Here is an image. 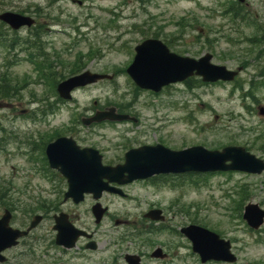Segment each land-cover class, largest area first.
I'll return each instance as SVG.
<instances>
[{
	"label": "rangeland",
	"instance_id": "rangeland-1",
	"mask_svg": "<svg viewBox=\"0 0 264 264\" xmlns=\"http://www.w3.org/2000/svg\"><path fill=\"white\" fill-rule=\"evenodd\" d=\"M230 1L147 0L144 2L149 4L143 9L136 0H125L126 5L120 0H0V13L28 15L40 27L41 49L48 54L45 59L58 62L52 68L56 75L67 77L75 70L114 75L111 82L76 90L71 102L45 119L41 110L54 99L49 97L54 96L53 85L26 60L28 51L0 47V72H5L19 91L16 98L0 103V186L6 194V199L0 200L11 203L14 226L27 225L29 215L42 214L45 218L33 237L43 236L45 243L48 233L49 238L53 235L51 204L59 200L65 186L49 187L42 159L29 157L37 149L33 144L42 146L57 134L71 135L78 144L98 149L111 163L119 161L128 148L157 142L171 149L200 145L220 150L246 141L252 147L250 153L264 160V138H259L264 137V117L257 115V106H264V90H258L257 103L242 98L240 92L248 89V79H254L257 69L264 66L260 64L264 55L259 60L254 46L244 42L250 27H239L228 20V14L223 15ZM246 3L255 24L264 29V0ZM149 34L157 35L182 56L198 58L208 52L212 63L228 69L241 66V62L247 64L237 77L245 82L242 90L220 83L191 89L176 84L155 96L136 89L123 71L132 60L134 45ZM16 36L26 38L29 31L21 29ZM125 108L134 122L82 124L97 111ZM176 182L182 186L154 188L147 182H136L122 187L125 198L103 195L100 203L108 212L99 225L91 219L89 198L80 206L62 208L70 212L76 227L96 233L99 247L90 252L78 246L58 260L49 251L53 264H125L123 254L136 248L143 251L142 264H159L148 258L157 246L174 259L171 264H199L187 241L176 234L177 229L193 223L228 239L237 258L235 264H264V225L259 232L249 233L240 218L247 203L264 209V172L258 176L216 174L206 179L185 176ZM150 209L163 211V225H152L142 218ZM115 221L126 223L115 225ZM142 225L154 232L144 235L149 239L141 243L127 240L126 236L135 237Z\"/></svg>",
	"mask_w": 264,
	"mask_h": 264
},
{
	"label": "water",
	"instance_id": "water-1",
	"mask_svg": "<svg viewBox=\"0 0 264 264\" xmlns=\"http://www.w3.org/2000/svg\"><path fill=\"white\" fill-rule=\"evenodd\" d=\"M0 21L14 30L22 26L28 27L33 23L29 17L10 12L2 13ZM134 50L135 56L126 73L141 89L158 92L163 86L181 82L193 74L200 76L203 82L230 81L235 76L234 72L227 71L222 66L211 65L210 55H205L197 61L178 57L169 53L157 40H145ZM109 78L106 75L84 72L60 82L56 86V92L60 98L68 100L73 89ZM259 114H263L262 109H259ZM126 119L127 116L115 114L111 109L108 112L96 113L84 124ZM45 153L49 166L57 169L66 179L68 190L64 194L65 199L71 198L74 203L80 202L84 194H91L94 200L98 199L103 191L120 194L119 190L110 187L109 184L123 185L153 175L224 171L260 174L264 171V162L240 147L208 151L197 146L177 152L159 145L141 147L127 152L125 163L116 167L102 166L101 157L96 150L81 149L71 138L66 137H59L49 143ZM103 213L104 209H101L99 204L92 207L96 223L100 221ZM159 214V211H151L146 217L158 220L161 219ZM242 218L251 229H257L263 222L264 211L255 204H248L244 207ZM39 220L40 217H34L28 231L35 227ZM8 221L9 215L6 212L0 219V251L14 245L15 239L27 233L8 228ZM54 221L53 229L57 231L55 243L65 248L73 247L76 238L83 233L73 228L64 214L54 216ZM180 232L191 242L192 251L198 254L202 263L209 260L221 262L235 260L230 253L229 242L220 240L214 233L195 225L182 228ZM91 247L93 246L90 245L89 248ZM152 256L161 257L160 250H155ZM125 258L128 264H138L136 256L127 255ZM3 260L0 257V262Z\"/></svg>",
	"mask_w": 264,
	"mask_h": 264
},
{
	"label": "trees",
	"instance_id": "trees-1",
	"mask_svg": "<svg viewBox=\"0 0 264 264\" xmlns=\"http://www.w3.org/2000/svg\"><path fill=\"white\" fill-rule=\"evenodd\" d=\"M0 28L2 31H0V47L5 48L6 50L10 49H18L20 53L25 51L27 52V57L26 60L30 62V64L34 65L37 72L40 73V76H46L47 80L49 81H56L57 79H61L62 76L60 77L59 75H56L54 73L55 71H52V68L54 69V66L58 64V62L46 60L45 56H48V54L45 52V50L41 49L43 46V42L41 39V29L40 27H32L29 30V36L26 38H21L19 36H16V33L13 31L9 32V29L1 24ZM11 34V37H10ZM256 40V41H255ZM259 44L261 40L257 39H251L249 40V43H254ZM262 43V42H261ZM16 45V47H14ZM37 51L36 55H32V52ZM44 71L46 73H44ZM78 71H72L70 74L77 73ZM4 73L0 72V103H5L8 99L11 98H16L19 94L18 91V85L10 82L7 80V78L4 76ZM58 74V73H57ZM239 87V86H238ZM259 87H264V84H259V83H253L250 82L248 83V91L243 94L245 97H249L254 103L256 102L255 98V92L258 91ZM240 89L242 87L240 86ZM48 95V94H47ZM57 101V100H56ZM50 102L46 103L43 106V109L41 110V113L46 115L47 113H52L53 111H56V107H52L51 105H48ZM48 105V108L46 109V106ZM259 138H264L263 135H260ZM258 140V139H257ZM248 142L242 143V146L245 147L246 150L250 151L252 149L251 145H247ZM1 197H5V193L1 192ZM1 198V199H2ZM1 204H4L3 200H0ZM238 204V203H237Z\"/></svg>",
	"mask_w": 264,
	"mask_h": 264
},
{
	"label": "flooded vegetation",
	"instance_id": "flooded-vegetation-1",
	"mask_svg": "<svg viewBox=\"0 0 264 264\" xmlns=\"http://www.w3.org/2000/svg\"><path fill=\"white\" fill-rule=\"evenodd\" d=\"M68 205V204H67ZM12 212V211H11ZM67 215H68V218H69V220H70V212H68L67 213ZM43 218V217H42ZM44 218H45V216H44ZM20 229H23V228H20ZM83 229H85V228H83ZM85 231H87V232H90V233H92V235L93 234H95V232L94 231H91L90 229H85ZM92 240L93 241H95L96 242V240H95V238H94V235H93V237H92ZM88 242H89V240L88 239H85V238H81L79 241H78V243H80L81 244V249H83V250H87L86 248V245L88 244ZM22 245V242H21V240H19L18 241V244L14 247V248H11V250H8V251H6L5 253H8V255H7V257H6V262H5V264H9V262H10V259H11V255H12V251H14L17 247H19V246H21ZM98 243L96 242V247H94V249L93 250H98ZM136 252L138 253L137 255L141 258V260H142V257H143V255H141L140 254V252L141 251H139V250H136ZM136 254V253H135ZM9 255H10V257H9Z\"/></svg>",
	"mask_w": 264,
	"mask_h": 264
}]
</instances>
